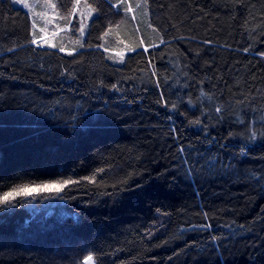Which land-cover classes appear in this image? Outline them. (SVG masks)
<instances>
[{"label":"trees","instance_id":"16d2710c","mask_svg":"<svg viewBox=\"0 0 264 264\" xmlns=\"http://www.w3.org/2000/svg\"><path fill=\"white\" fill-rule=\"evenodd\" d=\"M137 1L69 55L0 0V193L79 181L0 206V264H264V0Z\"/></svg>","mask_w":264,"mask_h":264},{"label":"rangeland","instance_id":"374dc122","mask_svg":"<svg viewBox=\"0 0 264 264\" xmlns=\"http://www.w3.org/2000/svg\"><path fill=\"white\" fill-rule=\"evenodd\" d=\"M12 1L14 2V0ZM52 2L56 4V9L54 10L51 8L42 6L46 3V0H29L30 4H35V12H36L35 15H33V13L28 8L23 7V5L16 4L15 2L14 4L24 8L30 13L31 20H32V38H33V32H35V35L38 39V43H37L38 45L51 47L43 43V40L40 39L41 37H43V39L49 40L51 44L56 45V47H53V48L64 47L65 48L64 52L69 53L71 51L72 53H75L78 51V49L81 48V45L75 43V41L79 39L82 44L84 43L85 37L88 35L90 31L91 20L92 18H94L96 13L90 7V9L92 10V14L91 16H89L88 15L89 9L85 8V4L89 5L87 0H80V3L77 6L75 15L72 17H69V19L71 20V23L67 27H65L66 21L64 19H61V17L68 16V13L72 9V2H70L71 6L66 7L65 5H68L67 4L68 2L65 0H62L63 4L66 3L64 5L65 6L64 8H61V5H59L58 0H52ZM137 4H139L140 6L137 7ZM131 8H132L131 12L133 14H136L137 11L140 13L145 12L147 14V12L145 11L146 6L144 5V3H141L140 1H137V3L131 5ZM54 12L57 13V15H54L53 14ZM81 13H83V15H81ZM145 13L143 14L144 15L143 17H146ZM144 19H143L142 26L144 27L145 32L143 34L141 33L142 37L140 36V40L142 41L143 45L145 43V36H147L149 39H153L155 37V32L152 30V28H150V25L148 24L149 21L146 22L147 19L146 18ZM49 20H51L52 22L48 23ZM81 20L83 21L85 25L83 36H81L77 30L79 22ZM75 21L77 22L76 24L74 23ZM33 23H35V28H33ZM57 25H59L61 30L59 31L57 30L56 28ZM138 25L139 24L136 23V26H137L136 29L139 28ZM41 29H45V31L42 33L40 31ZM53 32L56 33L55 36L52 35ZM126 36L127 37L125 36L118 37L117 35H114V37H110V39L108 37H107L108 39L106 38V42L108 43V46H105L104 48L108 49L107 55H109V58L113 63H116V64L124 63L127 59L129 52H131L130 49L133 47L131 46V43H132L131 39L134 37V35L126 33ZM115 39H117L119 44H115V42H113ZM121 59H122V62H121Z\"/></svg>","mask_w":264,"mask_h":264},{"label":"snow or ice","instance_id":"6c2138e0","mask_svg":"<svg viewBox=\"0 0 264 264\" xmlns=\"http://www.w3.org/2000/svg\"><path fill=\"white\" fill-rule=\"evenodd\" d=\"M14 2L16 4H20L23 5V7L28 8L33 15L36 14L35 12V4H30L29 0H14ZM110 2V0H109ZM80 0H75L71 11L68 13V16L65 17H61V19H64L66 21L65 27H67L70 23L71 20L69 19V17H72L75 15L76 10H77V6L79 5ZM121 4H124V8L122 9L124 12L128 13L132 11L131 5L128 3V0H118V2L116 4H112L111 6L114 8H120ZM43 7H47V8H51V9H56V4L52 2V0H46V3L44 5H42ZM140 5L137 4V7H139ZM85 8L89 9L88 11V15L91 16L92 14V10L90 9V6L85 4ZM54 15H57V13H53ZM81 15H83V13H81ZM133 19H135V17H132ZM52 21L49 20L48 23H51ZM117 27H119V25H117ZM33 28H35V23H33ZM57 30H61L59 25L56 26ZM84 28L85 25L83 23V21L81 20L79 22L78 25V32L80 33L81 36H83L84 34ZM42 33L45 31V29H41L40 30ZM53 36L56 35L55 32H53L52 34ZM108 35V32L106 31L104 33V36L106 37ZM103 39V37H101ZM40 39L43 40L44 44H47L51 47H56V45L51 44V42L47 39H43V37H41ZM163 42V41H162ZM31 43L33 44H37L38 43V39L35 35V32H33V39L31 41ZM75 43L80 44L81 47H83V44L81 43V41L78 39L75 41ZM142 44V41H141ZM99 47L104 48V45H99ZM105 51H107V48H104ZM135 48H131L130 51H135ZM146 50V49H145ZM59 51L64 52L65 48L64 47H59ZM247 51V50H246ZM69 55L72 54V52L70 51L68 53ZM122 62V59H121ZM115 87V86H114ZM165 103H167L165 101ZM173 108H175V105L172 106ZM220 109H217V111H219ZM192 123H200L199 120L196 121H192ZM253 138H255V133H253ZM104 169H98L97 173H94L92 176L90 177H84L83 179L87 180L89 183H93L95 184L96 181V175L99 173L104 172ZM75 183H79V181H73L71 179H66V180H62V181H53V182H49V183H44V184H39V185H35V184H22V185H16V186H12L9 188V190L7 191H3L2 193H0V206H6V207H15L17 206V204L21 203V201H17L16 198H27V197H31L34 195V193H38V192H52L55 193L56 195H59L60 192L64 191L65 187L71 185V184H75ZM14 201H16V203H14ZM210 227V225L208 226ZM86 264H95V260L93 258V256H88L86 258Z\"/></svg>","mask_w":264,"mask_h":264}]
</instances>
